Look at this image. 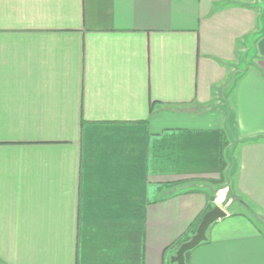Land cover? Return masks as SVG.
<instances>
[{
	"label": "crops",
	"instance_id": "0c3cea01",
	"mask_svg": "<svg viewBox=\"0 0 264 264\" xmlns=\"http://www.w3.org/2000/svg\"><path fill=\"white\" fill-rule=\"evenodd\" d=\"M263 2L0 0V264H264Z\"/></svg>",
	"mask_w": 264,
	"mask_h": 264
},
{
	"label": "rangeland",
	"instance_id": "374dc122",
	"mask_svg": "<svg viewBox=\"0 0 264 264\" xmlns=\"http://www.w3.org/2000/svg\"><path fill=\"white\" fill-rule=\"evenodd\" d=\"M255 3H258L259 0H253ZM261 1V0H260ZM263 1V0H262ZM259 5V3H258ZM264 5V2H263ZM231 91V88L228 90V92ZM222 119L223 125L227 124V128H225V144H227L228 148L230 149V155L231 150L235 145H237L238 141L240 140L238 133L234 130V124L232 121V118L229 119L227 107V102L225 101V98L222 99ZM229 159V158H228ZM229 163V161H228ZM227 173V172H225ZM233 175L232 171L230 170L229 174H225V177L220 182H216L213 185L212 193L213 196L216 199V204L222 206L223 208H229L231 210H239L242 209L241 202H243V199L238 196L235 193V189L233 188Z\"/></svg>",
	"mask_w": 264,
	"mask_h": 264
},
{
	"label": "water",
	"instance_id": "95a60500",
	"mask_svg": "<svg viewBox=\"0 0 264 264\" xmlns=\"http://www.w3.org/2000/svg\"><path fill=\"white\" fill-rule=\"evenodd\" d=\"M225 215V209L218 204L207 210L203 214L195 233L188 240L182 242L179 245L175 254L171 257V260L176 262L177 264H185V253L206 238V230L212 222Z\"/></svg>",
	"mask_w": 264,
	"mask_h": 264
},
{
	"label": "trees",
	"instance_id": "16d2710c",
	"mask_svg": "<svg viewBox=\"0 0 264 264\" xmlns=\"http://www.w3.org/2000/svg\"><path fill=\"white\" fill-rule=\"evenodd\" d=\"M263 8H264V6H263Z\"/></svg>",
	"mask_w": 264,
	"mask_h": 264
}]
</instances>
